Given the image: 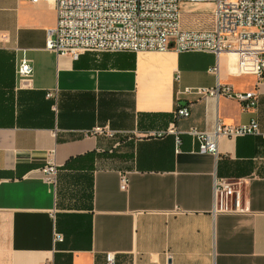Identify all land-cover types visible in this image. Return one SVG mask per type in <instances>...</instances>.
I'll return each instance as SVG.
<instances>
[{"label":"crops","instance_id":"1","mask_svg":"<svg viewBox=\"0 0 264 264\" xmlns=\"http://www.w3.org/2000/svg\"><path fill=\"white\" fill-rule=\"evenodd\" d=\"M195 8L183 29L211 30L214 6ZM56 20L50 2L0 0V264H264V136L220 138L214 156L188 134L252 120L264 134V77L228 53L57 56L45 48ZM217 81L257 91V107L179 95ZM104 126L114 139L86 134ZM216 179L244 180V212H214Z\"/></svg>","mask_w":264,"mask_h":264},{"label":"built area","instance_id":"2","mask_svg":"<svg viewBox=\"0 0 264 264\" xmlns=\"http://www.w3.org/2000/svg\"><path fill=\"white\" fill-rule=\"evenodd\" d=\"M31 4L50 2L57 20L47 30L46 50L57 56L76 60L85 53L166 52L223 53L236 57L242 74L264 77V0H27ZM214 5V24L211 30L183 29L182 6ZM218 68L211 70L217 74ZM33 66L24 57L17 65L19 82L27 83L33 77ZM178 79V77H177ZM179 95L198 99L220 98L235 100L243 109H254L259 93L237 92L219 81L213 87H187ZM50 97V95H49ZM188 107L175 110V119H187ZM176 135V150L181 139ZM91 136L114 139L116 132L109 126L96 127L86 132ZM198 145L200 154L217 156L220 138L236 139L245 136H264L257 120L248 124L229 126L218 123L213 131H188ZM159 134V136H163ZM45 180L55 184L57 167L49 162L44 169ZM127 177L121 178V188L127 187ZM244 180L216 179L214 184V212L241 213L246 210L242 186ZM57 241H62L60 235ZM106 264H117L113 253L106 254Z\"/></svg>","mask_w":264,"mask_h":264},{"label":"rangeland","instance_id":"3","mask_svg":"<svg viewBox=\"0 0 264 264\" xmlns=\"http://www.w3.org/2000/svg\"><path fill=\"white\" fill-rule=\"evenodd\" d=\"M195 6H197V5L184 4L182 6V12L184 13V15H183V21H184V23H187L191 19H193L194 18V15H196V12H198V10H196ZM209 10H210V8H205L204 7V8H201L199 11L207 12Z\"/></svg>","mask_w":264,"mask_h":264}]
</instances>
